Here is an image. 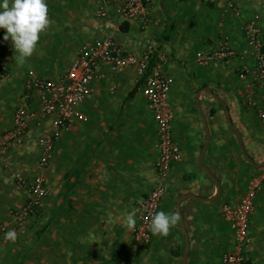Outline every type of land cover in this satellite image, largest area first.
<instances>
[{
  "label": "crops",
  "instance_id": "obj_1",
  "mask_svg": "<svg viewBox=\"0 0 264 264\" xmlns=\"http://www.w3.org/2000/svg\"><path fill=\"white\" fill-rule=\"evenodd\" d=\"M101 1L47 0L50 26L23 64L0 29V63L8 69L0 72V140L13 127L27 71L59 81L83 44L96 40H114L136 56L152 47L154 67L164 58V69L174 79L170 101L182 160L172 167L161 207L174 212L177 222L167 235L153 233L146 250L135 247L126 215L134 212L136 225L138 206L158 184L157 125L138 90L136 69L115 73L102 65L94 92L78 110L87 122L74 119L71 130L61 134L47 170L38 168L42 148L34 136L0 156V227L12 226L13 213L28 199L19 177L31 184L41 175L50 191L17 239L0 244V264H184L186 240L175 202L186 194L215 198L181 204L190 238L188 264H215L218 258L222 264L216 247L226 252L232 245L223 207L240 204L250 182L264 177V166L255 169L239 142L240 136L254 165L264 164V123L258 115L264 91L257 88L255 74L240 75L243 67H256L257 51L243 28L253 23L264 38V0H150L143 23L125 22L121 11L127 0L110 3L100 17ZM222 44L236 52L235 60L198 66V54H214ZM207 128L203 167L220 191L199 164ZM254 206L250 230L261 236L264 181ZM247 257L250 264H263L254 248Z\"/></svg>",
  "mask_w": 264,
  "mask_h": 264
},
{
  "label": "built area",
  "instance_id": "obj_2",
  "mask_svg": "<svg viewBox=\"0 0 264 264\" xmlns=\"http://www.w3.org/2000/svg\"><path fill=\"white\" fill-rule=\"evenodd\" d=\"M117 1L102 0L98 15L105 17L108 5ZM149 5L150 0H127L121 11L125 22H146ZM243 35L248 45L256 49L257 54L255 70L245 66L240 75L245 78L255 74L257 88L264 91V38L261 39L253 23L244 26ZM155 54L154 49L149 47L141 56L130 55L126 54L114 40H96L83 44L77 58L59 81L38 77L30 71L25 90L13 116V127L0 140L1 156L11 145L22 146L28 137L34 136L42 148L38 168L41 172L47 170L61 134L71 130L74 119L87 122L88 119L78 110L94 92L93 83L101 78L97 73L99 68L106 65L115 73L136 69L139 77L138 90L146 99L148 109L157 125L158 151L156 165L158 184L138 206V221L132 228L133 243L138 250H146L151 244L153 232L150 230V218L152 214L160 211L166 195L165 183L174 164L182 160L181 149L174 137L175 114L169 103L174 79L164 69L166 64L164 58H160L159 63L151 69ZM236 58V52L227 44H222L219 51L214 54H198L197 62L201 67H209L228 65ZM7 70V67L0 63V72L6 73ZM258 115L264 123V101ZM19 181L26 189L28 199L20 210L13 213L12 226L0 227V244L14 242L19 230L29 218L37 215L43 201L50 194L41 175L31 184L20 177ZM263 181V176L254 178L250 182L248 195L240 204L223 207L222 215L232 230V248L223 254L222 264H250L247 257V252L252 246L249 233L250 217L255 210L256 193ZM10 230L16 233L14 240L5 238V234Z\"/></svg>",
  "mask_w": 264,
  "mask_h": 264
},
{
  "label": "clouds",
  "instance_id": "obj_3",
  "mask_svg": "<svg viewBox=\"0 0 264 264\" xmlns=\"http://www.w3.org/2000/svg\"><path fill=\"white\" fill-rule=\"evenodd\" d=\"M50 26L47 0H0V29L5 30L3 39L11 41L18 57L23 64L37 48L40 35ZM177 216L174 212L163 210L152 214L150 230L154 234L167 235L175 226ZM126 225L135 226V213L126 215ZM16 233L10 230L6 239L14 240Z\"/></svg>",
  "mask_w": 264,
  "mask_h": 264
},
{
  "label": "water",
  "instance_id": "obj_4",
  "mask_svg": "<svg viewBox=\"0 0 264 264\" xmlns=\"http://www.w3.org/2000/svg\"><path fill=\"white\" fill-rule=\"evenodd\" d=\"M209 92L211 93V91H209ZM227 113H228V111H227ZM204 120H205V118H204ZM229 125H230V127L233 130H235L234 127H233V124H232V122L230 120H229ZM209 142H210V131L207 128V142H206V144H205V146L203 148V151H202V154H201V157H200V160H199V164H200L201 167H203V160H204V157H205ZM239 142H240V148L242 150V153H243L244 157H246V159L251 163V165L255 169H261L264 166V164L263 165H259V166L254 165L253 160L250 157H248V155L245 152L244 145L242 143V140H241L240 136H239ZM203 169H204V171L206 173H208L212 177V179L219 186L218 182L212 176L211 172L208 169L204 168V167H203ZM220 190L221 189H220V186H219V191ZM185 199H193V200H196V201H199V202H209V203H211V202L215 201V198H213V199H204V198L196 197V196L191 195V194H186V195H183L182 197H180L179 200L177 201V210H178V213H179V219H180V222H181V225H182V229H183V232H184V235H185V240H186V245H185V249H184V253H183V259H184V264H188L187 256H188V250H189V247H190V238H189L188 232L186 230V226L184 224V219H183L182 212H181V204H182V202Z\"/></svg>",
  "mask_w": 264,
  "mask_h": 264
},
{
  "label": "rangeland",
  "instance_id": "obj_5",
  "mask_svg": "<svg viewBox=\"0 0 264 264\" xmlns=\"http://www.w3.org/2000/svg\"><path fill=\"white\" fill-rule=\"evenodd\" d=\"M198 66L199 67H201L199 64H198ZM213 66V65H212ZM209 67H211V66H209ZM209 67H201V68H209ZM28 74H29V72L27 71V73H26V78H25V84H26V81H27V78H28ZM174 86V85H173ZM23 94V93H22ZM170 95H171V92H170V94H169V103H170V105L172 106V104H171V101H170ZM140 100L142 99L143 100V97H141L140 96V98H139ZM150 113V112H149ZM151 114V113H150ZM164 201V200H163ZM177 203V200H176V202H175V204ZM162 210V207H161V209H160V211ZM226 227H227V229L231 232V227L228 225V224H226ZM249 233H250V235L252 234L253 236L255 235V239L253 240V238H252V246H251V248H249V249H252V248H254L255 249V251L257 252V254H258V256H259V259L261 260V262H263V264H264V234L263 235H261V236H258L257 235V233H252L251 232V230H249ZM227 242V241H226ZM232 248V245L231 246H228V249L226 250V252L227 251H229L230 249ZM226 252H223V249L222 248H217L216 247V255L217 256H220V255H222V254H224V253H226ZM249 252V251H248ZM223 256V255H222ZM213 262H215V264H220V262H219V258L216 260H213Z\"/></svg>",
  "mask_w": 264,
  "mask_h": 264
},
{
  "label": "trees",
  "instance_id": "obj_6",
  "mask_svg": "<svg viewBox=\"0 0 264 264\" xmlns=\"http://www.w3.org/2000/svg\"><path fill=\"white\" fill-rule=\"evenodd\" d=\"M153 61H154V60H153ZM153 61H152L151 69H153V68H154V64H153L154 62H153Z\"/></svg>",
  "mask_w": 264,
  "mask_h": 264
}]
</instances>
